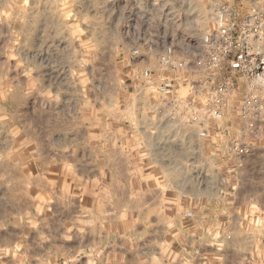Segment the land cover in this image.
<instances>
[{
  "label": "clouds",
  "instance_id": "obj_1",
  "mask_svg": "<svg viewBox=\"0 0 264 264\" xmlns=\"http://www.w3.org/2000/svg\"><path fill=\"white\" fill-rule=\"evenodd\" d=\"M0 264H264V0H0Z\"/></svg>",
  "mask_w": 264,
  "mask_h": 264
}]
</instances>
